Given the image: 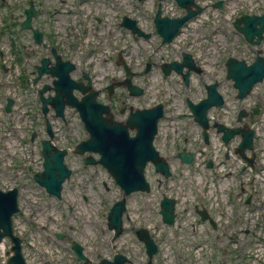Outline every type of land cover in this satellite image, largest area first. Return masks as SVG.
Returning <instances> with one entry per match:
<instances>
[{
	"label": "rangeland",
	"instance_id": "obj_1",
	"mask_svg": "<svg viewBox=\"0 0 264 264\" xmlns=\"http://www.w3.org/2000/svg\"><path fill=\"white\" fill-rule=\"evenodd\" d=\"M36 1L40 4L38 7L36 6L40 10V14L37 18L33 19V25L43 31L46 48L44 49V46L41 44L37 46L31 38V32L28 30L18 31L15 35L17 43L16 49H20V54L24 55L22 68H27L28 71L34 70V63L37 58L46 54V49L50 46V40L54 42L53 46L56 47L58 53L64 59L67 50V41L72 39V35L75 46L78 41L93 40L95 42V45L87 44L85 47L84 51L86 50L88 53L79 51L72 57L73 62L76 64V69L71 74L73 78L79 76L81 71H86V62L90 58L95 60V68L100 71L101 75L105 72H111L112 66L107 57V51L110 46L111 51L114 52L116 49L119 51L124 39L130 41L132 44L137 43V46L131 47L129 50L133 59L144 58L145 61L149 60L151 62L160 60L159 57L151 59L150 52L148 51L149 45L158 47L160 44L159 37L155 34L151 26V19L147 18L142 21V24L146 25L149 29L148 32L152 33L149 39L133 38L127 30L122 27H116L122 14H127L132 17L136 14V17H139L140 14L145 13L144 9L150 0H145L142 3H138L137 0H85L82 3L78 2V0ZM227 1L238 14L246 12L251 8L253 11L264 12V0ZM24 4L25 6L27 5L26 0H23V3L20 5L9 6L10 4L8 3L5 7L1 6L0 27L3 25V18L9 17V14L20 22L23 19L22 9ZM99 10L104 11V18L101 21L96 20V14L91 16L88 14L89 12ZM226 11L227 18L228 16L230 18L232 17V19L236 17L233 11L228 9ZM215 16V13H210L208 15L210 20L196 22V27L191 29L185 38L182 36V40L184 39V46H190L196 52L201 53L206 63H209L211 59L216 61L214 68L212 65L206 66L208 70L219 69L220 72L225 73L224 61L232 55L234 57L240 56L238 55V51L243 39L234 30L232 21L228 22L224 17L215 19ZM8 35L9 33L7 32H0V47L3 44L9 47L12 46ZM101 41H103L102 44L98 46V43ZM75 46L72 48H75ZM258 47L264 48V40ZM48 56L53 61L52 56ZM136 70L134 68V71ZM159 71L157 66L151 69L150 76L153 83L149 84L147 94L143 97L140 96L141 98L136 99L135 102L141 100L142 103L147 104L160 99V97L167 98L168 104L165 105V108H167L168 116L165 121L163 120L161 135L158 136L154 144L161 151V155L168 158L169 156L166 154L165 149L162 152L163 148L168 146L170 139H173V142H178L182 131L190 128L192 123L190 125L186 124L188 110L184 97L188 93L180 89L182 86L177 78L171 77L168 79L170 81L168 84H166L165 80L162 81ZM0 76L2 75L0 74ZM49 79V76L43 78L46 83L49 82ZM256 87H258L259 93L256 96L253 95L252 99H255L264 108V80L262 83L257 84ZM200 93H203V91L194 93L192 98L198 97ZM128 97L129 95L122 88V85L118 86L110 97V102L112 103V107L116 109V112L125 105L123 101L126 102ZM129 99L131 100V98ZM75 117L76 119L72 123V134L70 137L76 142L86 137L87 133L79 117L77 115ZM115 117L118 118V116ZM163 142L165 143L164 145ZM83 157V155L72 152H69L65 157V162L72 168V173L70 178L64 182L61 200L47 195L44 189L39 190V187L37 188L36 186L33 188L37 189V194L41 195V202L32 203L29 200V195H23V203L27 206L28 211L31 215L34 214L35 218L41 223L38 229L43 238L53 239L52 232L54 229H61L66 232L62 239H53L54 250L56 252H54L52 262L49 264H99L100 258L110 256L118 249L119 242L125 241L130 237L132 239L131 246L123 252L130 256V262L137 264L144 263L147 260L144 247L132 233L124 230L121 236L115 241L112 240L113 232L107 227L106 215L112 203L119 196V188L113 183L111 176L101 165H85L83 163ZM94 157L97 158L98 155L94 154ZM147 170L149 179L153 181L152 184H155L156 178L152 165H148ZM12 182L13 179L9 173L0 169V186L5 184L10 185ZM140 196H142L140 193L131 195L129 198L130 202L140 199ZM138 209L141 210V207L136 208L135 204L134 212L140 213ZM147 216L148 214H141V217ZM126 225H128V229L131 226L129 223H125ZM73 240L84 246V254L89 259L88 262H79L73 256L74 254L70 248ZM255 241L257 242L258 239H255ZM260 245H264V241L262 244L257 243L249 247L253 250ZM192 247L193 245L189 247L187 253L184 254L181 260L176 258L171 264H202L201 262L205 264H216V259L203 258L198 260L194 258L191 253ZM230 251L231 248H228L226 259H222L223 262L228 264H264V251L261 254L259 249L256 250L257 256L254 259H247L245 257L234 260V257H230L229 255ZM219 260L221 261V259ZM157 261L160 264H168L166 257H164V249L161 250ZM0 264H2L1 259Z\"/></svg>",
	"mask_w": 264,
	"mask_h": 264
},
{
	"label": "water",
	"instance_id": "obj_2",
	"mask_svg": "<svg viewBox=\"0 0 264 264\" xmlns=\"http://www.w3.org/2000/svg\"><path fill=\"white\" fill-rule=\"evenodd\" d=\"M179 6L186 9L187 14L179 18H168L160 16V9H158L154 24L157 32L162 36L163 42H170L178 28L184 21L198 13L202 8L195 5L194 0H176ZM217 5H221L218 2ZM191 6H196V10H192ZM26 15L22 22V28H31V17L36 15V11L32 2L27 9L24 10ZM243 23V25H240ZM238 31H240L245 39L252 43L258 44L262 37L264 30V15L262 16H242L237 18L234 22ZM121 25L130 29L132 33L139 36L149 37V33H144L140 30L134 19L126 16L123 17ZM33 36L37 42L41 41L42 33L38 29H32ZM256 39L254 40V37ZM261 50H259V53ZM264 52V51H263ZM55 54V52H54ZM47 58L42 60V66L37 67L39 73L46 70L50 71L53 75L57 76L54 81V90L56 95L54 97L42 98L43 108L45 109L46 103H52L55 106L56 113L62 116V109L64 105L63 98L70 104H73L78 109L81 119L89 132V139L79 143L74 152L82 154L86 151L100 153V158L95 161L93 156H88L84 159L85 163L99 162L114 177L127 195L135 190L148 191L149 185L145 180L143 168L145 163L150 160L154 163L155 169L163 173L165 176L169 175L168 164L165 159L159 156L158 151L155 150L152 142L157 130V120L162 116V105L146 108L136 109L130 108L129 116L124 123L117 122L112 119L109 108L96 100L97 92L91 89L89 84L83 85L80 82L72 80L69 72L74 69V65L69 62H61L59 57L56 56V65L48 68ZM193 60L190 54L183 53V61L181 63L171 62L162 65L163 72L168 74L171 69L181 73L182 67L187 66L188 70L183 74L185 84L188 83V74L191 69L200 72V68L193 65ZM226 77L233 80V86L238 89L237 98L242 99L245 97L252 86L256 82H260L264 78V56L257 55L251 64H247L243 59L239 60L230 57L226 60ZM125 69L128 68L125 65ZM87 78V74L83 75ZM128 85L131 94H140L141 89L133 86L129 81H125ZM216 83L207 85V97L202 99L197 104L192 103L187 99L188 106L190 107L194 120L197 121L204 129V139L207 142L208 127L207 118L205 115L206 110L212 105H220L223 100L216 91ZM49 88L45 86L43 90ZM73 88L79 89L83 96L80 100L72 95ZM111 88V87H110ZM111 90V89H110ZM11 99H8L6 110H10ZM244 114L241 110L238 114V119ZM218 131H222V139L227 142L234 134L240 133L242 136L241 143L237 151L243 155L244 148H252L253 131L251 129L245 130L242 127L225 128L222 124H217ZM49 129V128H48ZM128 129L135 131L134 136L129 135ZM42 155L43 170L34 175V180L45 190L58 198L61 197L62 183L70 175V170L63 162L64 155L67 153L65 149H58L51 145L49 140H42ZM182 161L190 162L191 153L186 155L185 152L177 154ZM251 162V160L249 159ZM211 165V162H208ZM174 202L171 199L164 197L160 203L162 219L164 222L171 223L174 217L173 207ZM125 210V198L113 204L107 216V226L115 230L116 237L121 232V214ZM18 211L16 202V190L12 189L7 192L0 191V240L4 236L11 238L13 243L11 247L12 254L7 260V264H26L21 254L20 238L12 233L11 228V215ZM202 219L206 218L204 211H197ZM136 235L140 240H143L146 246L148 255V264L151 263V257L156 251L154 241L149 237L146 229L136 230ZM62 236V235H61ZM73 251L80 257L84 258L82 254V247L73 242L71 245ZM126 257L120 253L113 257L112 261L101 259V264H124Z\"/></svg>",
	"mask_w": 264,
	"mask_h": 264
},
{
	"label": "flooded vegetation",
	"instance_id": "obj_3",
	"mask_svg": "<svg viewBox=\"0 0 264 264\" xmlns=\"http://www.w3.org/2000/svg\"><path fill=\"white\" fill-rule=\"evenodd\" d=\"M219 236V235H217ZM183 257H182V254L179 255L178 259L181 260Z\"/></svg>",
	"mask_w": 264,
	"mask_h": 264
}]
</instances>
